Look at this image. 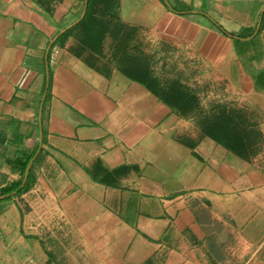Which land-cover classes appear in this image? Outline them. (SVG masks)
I'll use <instances>...</instances> for the list:
<instances>
[{"label":"crops","instance_id":"0c3cea01","mask_svg":"<svg viewBox=\"0 0 264 264\" xmlns=\"http://www.w3.org/2000/svg\"><path fill=\"white\" fill-rule=\"evenodd\" d=\"M246 127L264 0H0V264H264Z\"/></svg>","mask_w":264,"mask_h":264},{"label":"trees","instance_id":"16d2710c","mask_svg":"<svg viewBox=\"0 0 264 264\" xmlns=\"http://www.w3.org/2000/svg\"><path fill=\"white\" fill-rule=\"evenodd\" d=\"M139 82L147 84V86H150L149 83L151 84L152 87L151 90H154L155 86L157 85V83H155V80L149 79V83L148 80L146 79H140ZM154 86V87H153ZM157 93V91H156ZM186 93H188V91L182 90L181 88H168L167 90H165V92L163 94H158L160 96V98L164 99L168 104L172 105V106H181L184 105L186 106L187 104V96L185 95ZM222 129V128H221ZM204 132L206 134H209L211 136H213L216 139H224V138H231V140L233 141L234 144H231V148L232 147H238V142L237 139L240 138V136L242 137L243 135V131L242 129H240V127L237 126H233V127H228L225 128V130H223L225 132V134L223 133L222 130H219L217 128L214 127H210V128H203ZM238 130V132H237ZM228 131V134H226Z\"/></svg>","mask_w":264,"mask_h":264},{"label":"rangeland","instance_id":"374dc122","mask_svg":"<svg viewBox=\"0 0 264 264\" xmlns=\"http://www.w3.org/2000/svg\"><path fill=\"white\" fill-rule=\"evenodd\" d=\"M246 129H247L246 131H248L250 137H252V139L255 140V142L253 144H250V145H252V149L254 150V148H255V151L262 153L264 151V135L263 136L260 135L258 132H256L255 129H251V127H249V128L246 127ZM254 132H256V133L253 135ZM256 141L258 142V145L257 144L255 145ZM252 153H254V152H252Z\"/></svg>","mask_w":264,"mask_h":264}]
</instances>
